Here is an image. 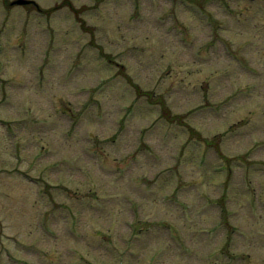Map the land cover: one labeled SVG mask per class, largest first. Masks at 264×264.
Instances as JSON below:
<instances>
[{"label": "rangeland", "instance_id": "1", "mask_svg": "<svg viewBox=\"0 0 264 264\" xmlns=\"http://www.w3.org/2000/svg\"><path fill=\"white\" fill-rule=\"evenodd\" d=\"M12 1L0 264H264V0Z\"/></svg>", "mask_w": 264, "mask_h": 264}, {"label": "water", "instance_id": "2", "mask_svg": "<svg viewBox=\"0 0 264 264\" xmlns=\"http://www.w3.org/2000/svg\"><path fill=\"white\" fill-rule=\"evenodd\" d=\"M18 3H19V4H26V3H28V2H26V1H18Z\"/></svg>", "mask_w": 264, "mask_h": 264}]
</instances>
